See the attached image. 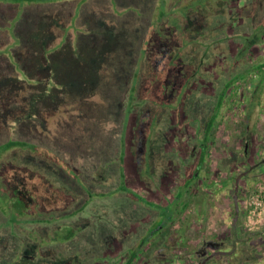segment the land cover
Masks as SVG:
<instances>
[{
  "label": "rangeland",
  "instance_id": "1",
  "mask_svg": "<svg viewBox=\"0 0 264 264\" xmlns=\"http://www.w3.org/2000/svg\"><path fill=\"white\" fill-rule=\"evenodd\" d=\"M61 1L0 2V145L35 146L0 152V264H196L232 238L206 264H264V214L244 212L264 82L235 80L264 63V0L202 21L180 0Z\"/></svg>",
  "mask_w": 264,
  "mask_h": 264
},
{
  "label": "trees",
  "instance_id": "2",
  "mask_svg": "<svg viewBox=\"0 0 264 264\" xmlns=\"http://www.w3.org/2000/svg\"><path fill=\"white\" fill-rule=\"evenodd\" d=\"M58 1H61V0H0V2H4V3H12V4H22V5H27V4H40V3H51V2H58ZM63 1V0H62ZM185 1V2H184ZM197 0H180V3H182V10H184L185 9V11H186V13H187V11L188 10H191L190 12L192 13V14H187L188 16H192L193 17V15L195 16L196 15V19H198V20H200V21H202L203 19L201 18V17H199V15L200 14H204V10H202V8L204 9L205 7L209 10V11H212L210 14H215L216 12H221L220 10H218L217 9V2L218 1H220V0H199L200 2H199V4L197 5V3H194V2H196ZM222 1V0H221ZM195 4L196 6H198V7H191L192 6V4ZM184 5H186V7H184V9H183V6ZM201 5V6H200ZM180 9V8H179ZM179 9H177V10H179ZM176 10V11H177ZM199 10V11H198ZM195 13V14H194ZM210 14H208V16H210ZM186 16V15H185ZM205 16V15H204ZM206 18V17H205ZM205 18H204V20H205ZM202 22H200V24H201ZM182 27V29L183 30H185V33H186V27L185 26H187L188 27V24L186 23V25L184 26V24H182L181 25ZM167 27H169V26H167ZM181 29V33H182V30ZM189 30H190V27H189ZM184 32V31H183ZM192 32V31H191ZM185 33H184V35H185ZM258 33H253L250 37V40L248 41L247 40V38H245L244 40L245 41H241V43H245L244 45L242 44V46H241V48L239 49V51H240V55H243L244 54V51L245 50H247L248 48H249V46H252V45H255L259 40H261L262 39V35H260V34H258ZM17 41H16V43H18V39H16ZM181 40V39H180ZM188 40V39H187ZM190 41H191V39H190ZM181 43H183V45L180 47V50H184L183 48H185V44H187V41L185 42H181ZM3 52L0 50V54H2ZM6 54H7V56L9 57V58H11V56H12V53L10 52V51H7V52H5ZM181 56V55H180ZM13 63V62H12ZM237 77V76H236ZM262 77V80H259L260 78ZM235 80H239V81H243L244 83L246 82V81H249L248 82V85L246 86V87H250V85L252 86H254L255 88L253 89V90H255L256 92H257V89H261L260 88V86H262V84H263V82H264V63H262V64H253V65H251L250 66V68H249V70H247L244 74H242V75H239L238 77H237V79H235ZM253 80H255V82L253 81ZM259 80V81H258ZM25 81V80H24ZM253 81V82H252ZM230 82H232V81H229V83ZM236 82V81H235ZM235 82H233V83H235ZM228 83V84H229ZM242 88H244V85H242L239 89H240V91H243V89ZM254 91V92H255ZM242 93V92H241ZM253 93V92H252ZM235 94H236V96H237V90L235 91ZM234 94V95H235ZM128 93L127 94H125V96H124V99H123V105L125 106V103H126V101H127V98H128ZM233 96V95H232ZM241 97L243 98V105H245V97L246 96H241L240 95V93H239V91H238V96H237V98H239V99H241ZM238 100V99H237ZM211 119H212V117H211ZM213 124V123H212ZM15 146H20L21 147V149L23 148H25V149H33L35 146H33V145H30V144H28V143H26V141L24 142V141H14V140H10V141H8V142H6V143H4V144H2V145H0V152H1V150H9L10 148H12V147H15ZM126 186V185H125ZM125 186H122V188L121 189H123V190H125V191H128V192H130L131 190L130 189H128V187H125ZM133 193V192H132ZM132 195H134V194H132ZM129 263V261L127 262V264Z\"/></svg>",
  "mask_w": 264,
  "mask_h": 264
},
{
  "label": "built area",
  "instance_id": "3",
  "mask_svg": "<svg viewBox=\"0 0 264 264\" xmlns=\"http://www.w3.org/2000/svg\"><path fill=\"white\" fill-rule=\"evenodd\" d=\"M244 212L246 213V222H258L264 214V179L256 185L253 192L247 197Z\"/></svg>",
  "mask_w": 264,
  "mask_h": 264
},
{
  "label": "flooded vegetation",
  "instance_id": "4",
  "mask_svg": "<svg viewBox=\"0 0 264 264\" xmlns=\"http://www.w3.org/2000/svg\"><path fill=\"white\" fill-rule=\"evenodd\" d=\"M262 164V163H261ZM260 164V165H261ZM236 211H237V209H236ZM236 216H237V214H236ZM260 233H263L264 234V230L262 231V232H260ZM237 239V238H236ZM234 241V239L232 238L229 242H227V243H225L224 244V242H215V241H213V240H211V242H209V243H206V242H204V244H203V247L201 248V250L199 249V251H197L196 253H195V256H198V259H197V261H196V264H206V262H207V260L210 258L209 256L211 255V254H214L215 252L216 253H218V251L221 249V248H223L226 244H228V246H229V248H230V250L229 251H227V252H224V253H227V255H232V253H231V250H232V248L237 244L236 242L234 243L233 242ZM239 243H242L241 242V240H240V242ZM238 243V244H239ZM234 245V246H233ZM234 249L236 250V247H234L233 248V251H234ZM241 249V253L243 252V249H242V247L240 248ZM206 250H211V251H213L212 253H209V252H207ZM245 251V250H244ZM236 255V254H235ZM233 256V255H232ZM200 261V262H199Z\"/></svg>",
  "mask_w": 264,
  "mask_h": 264
},
{
  "label": "crops",
  "instance_id": "5",
  "mask_svg": "<svg viewBox=\"0 0 264 264\" xmlns=\"http://www.w3.org/2000/svg\"><path fill=\"white\" fill-rule=\"evenodd\" d=\"M59 2H60V1H59ZM61 2H65V3H66V1H64V0L61 1ZM69 2H71L72 4L75 3V4H77V5H78L80 2H82V3L79 4V6H83V4L85 3L84 1H80V0H77V1H76V0H71V1H69ZM51 3H52V2H51ZM54 3H56V2H54ZM74 6H75V5H74ZM72 8H73V10H74V7H72ZM73 10H72V11H73ZM82 10H83V7H82ZM79 48L81 49L80 51L83 50V49H82V46L79 47ZM122 107L124 108L123 100H122Z\"/></svg>",
  "mask_w": 264,
  "mask_h": 264
},
{
  "label": "bare ground",
  "instance_id": "6",
  "mask_svg": "<svg viewBox=\"0 0 264 264\" xmlns=\"http://www.w3.org/2000/svg\"><path fill=\"white\" fill-rule=\"evenodd\" d=\"M262 179V178H261ZM248 196V195H247ZM244 205V204H243ZM257 225V224H256Z\"/></svg>",
  "mask_w": 264,
  "mask_h": 264
},
{
  "label": "water",
  "instance_id": "7",
  "mask_svg": "<svg viewBox=\"0 0 264 264\" xmlns=\"http://www.w3.org/2000/svg\"><path fill=\"white\" fill-rule=\"evenodd\" d=\"M238 210V209H237Z\"/></svg>",
  "mask_w": 264,
  "mask_h": 264
}]
</instances>
